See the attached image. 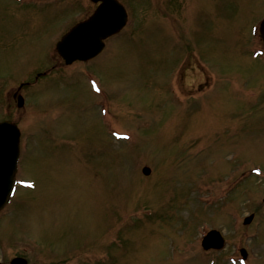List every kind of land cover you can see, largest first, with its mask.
<instances>
[{"label": "rangeland", "instance_id": "rangeland-1", "mask_svg": "<svg viewBox=\"0 0 264 264\" xmlns=\"http://www.w3.org/2000/svg\"><path fill=\"white\" fill-rule=\"evenodd\" d=\"M69 2L64 11L56 8L48 27L40 25L35 46L23 48L22 18H10L8 2L0 0V72L8 77L0 81V118L11 116L25 130L21 174L37 184L35 190L22 184L0 215V264L14 255L29 264H239L241 247L245 264H264V178L248 177L232 190L234 161L244 164L239 173L253 166L264 173V63L243 49L264 0H123L130 23L139 16L140 35L133 43L115 38L90 68L58 65L53 52L55 36L79 12L77 1ZM153 9L171 19L161 22L166 27L147 26ZM26 17L40 27L30 12ZM198 47L218 80L191 114L168 90L195 88ZM35 67L41 75L32 74ZM177 67L179 77L168 83ZM89 69L120 106L108 110L129 140L108 138L104 97L93 95L84 78ZM26 77L27 108L17 110L10 97ZM142 116L149 124L140 132L133 123ZM36 118L44 126L32 124ZM148 155L155 170L149 178L138 170L152 162ZM211 228L226 242L204 251L200 239ZM109 238H121V247L108 245Z\"/></svg>", "mask_w": 264, "mask_h": 264}, {"label": "water", "instance_id": "water-1", "mask_svg": "<svg viewBox=\"0 0 264 264\" xmlns=\"http://www.w3.org/2000/svg\"><path fill=\"white\" fill-rule=\"evenodd\" d=\"M108 5V3L106 4ZM105 5V7H106ZM108 11H111L112 14L115 16V20H119V22L115 21L111 17L108 16ZM104 16L107 17L104 21L98 20L100 15L97 13L95 16H93L88 22L79 25L76 27L72 33H70L63 41V44L61 45V48L65 49V53L68 55L75 54V51H73L75 48H77V45L79 43L80 49L82 51H90V50H99L100 47V38L104 37L111 32L115 31L122 25V18H120L119 12L115 10V6L107 7L105 9ZM104 27H99V26ZM98 30L99 34L102 36L95 35V31ZM79 35H82L84 39L79 42ZM79 49V50H80ZM94 51V52H95ZM10 128H8L6 125L0 126V136H3V133L9 131ZM14 147H16V143L14 142ZM8 180H9V174H8ZM3 185L0 184V191H2ZM7 192L2 191L0 193V207L2 204L6 201ZM222 239L217 231H210L204 240L202 241V244L205 247H215L219 248L222 246ZM24 261H21L20 264H24Z\"/></svg>", "mask_w": 264, "mask_h": 264}]
</instances>
